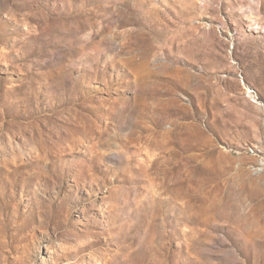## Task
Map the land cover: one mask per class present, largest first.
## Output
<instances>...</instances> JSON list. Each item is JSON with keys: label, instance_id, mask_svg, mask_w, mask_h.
I'll return each instance as SVG.
<instances>
[{"label": "rangeland", "instance_id": "obj_1", "mask_svg": "<svg viewBox=\"0 0 264 264\" xmlns=\"http://www.w3.org/2000/svg\"><path fill=\"white\" fill-rule=\"evenodd\" d=\"M0 264H264V0H0Z\"/></svg>", "mask_w": 264, "mask_h": 264}]
</instances>
